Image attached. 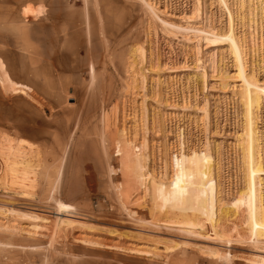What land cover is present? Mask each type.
<instances>
[{"label":"rangeland","instance_id":"374dc122","mask_svg":"<svg viewBox=\"0 0 264 264\" xmlns=\"http://www.w3.org/2000/svg\"><path fill=\"white\" fill-rule=\"evenodd\" d=\"M7 51L35 72L4 100L37 121L0 116V144L31 164L0 158V264H264L241 149L251 90L264 214V0H0ZM193 158L217 184L213 221L206 192L152 197ZM190 179L186 198L206 183Z\"/></svg>","mask_w":264,"mask_h":264},{"label":"bare ground","instance_id":"6f19581e","mask_svg":"<svg viewBox=\"0 0 264 264\" xmlns=\"http://www.w3.org/2000/svg\"><path fill=\"white\" fill-rule=\"evenodd\" d=\"M234 46V54L237 59H241V52L239 46L235 41H232ZM7 59L8 55L11 51H7ZM33 63L31 62L29 65L22 64L20 61L13 59L12 57L7 61L0 59V116H14L21 118V122L15 127H19V129H23L24 131H28L30 128L28 127V123H34L37 121L35 118V111H33L30 107L28 110H19L15 111L10 105H8V101L4 100L6 98L7 93H12V95L16 94H26L25 89L14 79L23 78L25 80H29V74H33L35 69L32 67ZM40 76L46 80L48 76L45 74L43 70L42 64H40L38 68ZM244 82L246 83L247 87L255 86L252 80L244 78ZM2 96V97H1ZM245 103V119H246V126H245V135H246V142L245 146L241 149L243 151V159L244 164L247 170V190H248V208L250 211V222L256 230V234H261V229L264 228V214L261 209V195L259 193L255 175L261 169V162L259 159V155L257 152V132L254 122V109H258L260 105L258 95L253 94L251 90H248L247 93L244 95ZM46 113V112H45ZM53 114V113H52ZM47 115V114H46ZM42 121V119H41ZM59 147L63 145V143ZM0 158L4 161L6 165L7 171L9 170L12 173H18L21 171L23 175H27L29 169H31V164L29 161L24 159V156L20 152V148L17 149L12 145H3L0 144ZM124 160L126 156L123 157ZM11 161V162H10ZM207 167L204 170H201V164L197 161V158L192 159V166L188 165V170L184 171L180 169L179 175H177L176 180L173 184V188H164L162 186H154L152 185V189L154 191L152 197L160 200V209L162 210L167 206L168 203H171V207H185L189 208L195 202L199 201L200 193H207V198L211 203V216L210 218L213 221L214 212H213V199L214 194L216 192L217 184L211 177V166L210 162L206 160ZM203 175L206 177L204 188L203 189H196L191 196L184 197V193L186 192L187 185H194L192 184V180L190 179L191 176L194 175ZM26 177V176H24ZM200 182V181H199ZM201 183V182H200ZM199 183V184H200ZM77 184V183H76ZM74 184L73 190L77 191L78 186ZM205 203V202H204ZM174 209V208H172Z\"/></svg>","mask_w":264,"mask_h":264}]
</instances>
